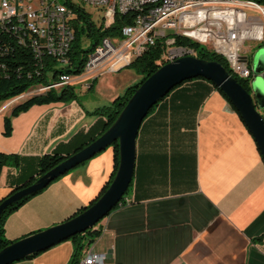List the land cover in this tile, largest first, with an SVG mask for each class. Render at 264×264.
<instances>
[{"label": "crops", "instance_id": "crops-1", "mask_svg": "<svg viewBox=\"0 0 264 264\" xmlns=\"http://www.w3.org/2000/svg\"><path fill=\"white\" fill-rule=\"evenodd\" d=\"M98 107L33 105L11 117L9 136L3 118L10 114H0V152L22 160L18 175L13 166L2 168L0 200L36 176L43 154L75 151L82 137L74 135L104 120L92 114ZM113 166L110 146L68 171L5 219V237L64 222L98 196ZM125 199L94 227L97 235L86 234L82 256L89 248L105 255L104 264H264V161L209 80L178 85L142 121ZM72 253L65 240L11 264H68Z\"/></svg>", "mask_w": 264, "mask_h": 264}, {"label": "built area", "instance_id": "built-area-1", "mask_svg": "<svg viewBox=\"0 0 264 264\" xmlns=\"http://www.w3.org/2000/svg\"><path fill=\"white\" fill-rule=\"evenodd\" d=\"M218 4H225V11H218ZM84 5L101 11L98 27L102 30L113 24L117 13L132 14V22L123 25L118 35L102 37L97 53L86 58L79 75L48 82V74L55 67H71L69 53L76 31L75 9ZM169 34H182L227 56L240 77H251L252 81L255 74L245 55L244 43L264 41V4L254 0H77V3L74 0H0V79L20 72L27 78H44L0 101V114L32 96L61 90L57 89V82L73 85L128 66L129 61L141 56L158 40L164 46L157 61L160 66L187 56L186 47L169 41ZM19 49L31 58L23 71L8 63L16 61L12 56ZM124 201L129 202L125 196ZM104 260V254L87 248L79 264H104Z\"/></svg>", "mask_w": 264, "mask_h": 264}, {"label": "water", "instance_id": "water-1", "mask_svg": "<svg viewBox=\"0 0 264 264\" xmlns=\"http://www.w3.org/2000/svg\"><path fill=\"white\" fill-rule=\"evenodd\" d=\"M254 70L255 75L264 79V50L257 54ZM195 78L209 80L225 94L252 135L264 161V117L259 111L264 109V89L256 88L251 94L217 61L190 55L178 57L159 66L135 89L114 122L101 135L70 154L30 185L15 191L0 202L1 219L8 205L44 189L58 177L117 142L119 158L117 169L103 194L73 218L20 238L2 248L0 264H11L25 259L69 240L72 236L85 233L107 216L119 204L132 183L136 139L142 121L150 109L175 87Z\"/></svg>", "mask_w": 264, "mask_h": 264}, {"label": "trees", "instance_id": "trees-1", "mask_svg": "<svg viewBox=\"0 0 264 264\" xmlns=\"http://www.w3.org/2000/svg\"><path fill=\"white\" fill-rule=\"evenodd\" d=\"M254 1H257L259 3L264 4V0H254ZM75 12L77 14V18L75 21V29H76L75 38L73 40V43L71 45V50L69 53V57H70V61H71V67H66V72L68 74H71V75H79L82 72L86 58L89 57V55L96 49V47L98 46V42L102 37H104L106 35H109V36L118 35L120 28L123 25L130 24L132 22V17H133V15L130 13H127V14H118L117 13L115 15V20H114L113 24L109 28L102 30L100 27H98L94 24V22L91 19V15L89 13H87L84 10V8L78 7L75 9ZM82 36H84V38H86L89 41V47L87 50H84L81 48V37ZM174 43L178 46H185L186 48L193 49L196 52V57H198V58H203V59L210 60V61L214 60V61L219 62L222 66H224L230 72V74L238 81V83L244 89H246L248 92H251V90H252V88H251V77L241 78L237 74H235L233 71H231V69H229L227 61L225 60V58L222 55L214 53L213 51L209 50L205 46H203V45H201V44H199V43H197L191 39L183 37V36L175 35L174 36ZM163 48H164V46H163L162 41L158 40L154 46L147 49L141 56L133 59L132 61H129L128 66L133 68L137 72V74L140 75L139 81L136 82L135 84L127 87L126 90L123 92V94L117 96L108 105H103L101 107H98L92 112V114L103 115L104 120L102 122H96L95 124H93L85 134L78 133V134L74 135V137H79V136L82 137V142L77 148H75V151L81 149L86 144H88L91 141H93L94 139H96L99 135H101L114 122V120L118 116L119 112L124 107L125 103L129 99V97L133 94L135 89L148 76H150L154 71H156L158 69V67L160 66L157 63V61L161 57V54L163 52ZM12 57L14 59H16V61L9 60L8 63L10 64V66L12 65L11 66L12 68H14V67L19 68L20 67L19 70H21V71L26 69L28 62L31 59L29 53H27L26 51H23L22 49H19V51L15 52ZM263 77H264V74H263ZM55 78H56V73H55ZM96 79L97 78H94L90 81V84L88 87L90 90L93 89V86L96 82ZM41 80H44V78L43 77H36V76H32V78H27L24 75V72H20L19 74L10 76L9 78L0 79V101L5 100L11 96H14V95L24 91L32 83L39 82ZM217 90L228 101L225 94L219 88H217ZM71 101H78L77 95L75 92V87L73 85H66L65 87L61 88V90H59V91L51 90V91H48L44 94L32 96V97L28 98L27 100H25L24 102L14 106L9 113L10 115L4 116V118H3V122H4L3 134L5 136H9L11 133V130H12L11 121H10L11 117L18 115L21 112L27 111L33 105H43V104L57 103V102L69 103ZM228 103L236 111L234 106L229 101H228ZM157 104H155V106ZM155 106L150 109L148 114H150L154 110ZM236 113L240 117V115L237 111H236ZM261 114L264 117V109L262 110ZM112 146H113V152H114V166H113V170H112V173H111L109 180L104 184V186L101 189L98 196H96L94 199H92L87 206L81 208L74 215H72L70 218H68L66 220L73 218L74 216L78 215L83 210H85L87 207L92 205L103 194V192L109 186V184H110V182H111V180H112V178L116 172L118 160H119L117 142H115ZM75 151H73V152H75ZM72 153H70V154H72ZM70 154L64 155L58 151H53L51 153L43 154L41 157L38 158L37 163H36V176H30V178L26 182H24L22 185L16 186L13 190H11L9 192L8 195L3 197L0 200V202L3 199H5L6 197H8L10 194L14 193L15 191L33 183L38 177H40L45 172H47L48 170L53 168L55 165H57L58 163L63 161ZM21 162H22L21 157L17 154L0 152V174H1L2 168L4 166H13L17 170L16 175H18L20 172V169H18V168L20 167ZM83 163H81V164H83ZM60 177H58L57 179H59ZM57 179H55V180H57ZM42 190L37 191L35 194H31V195L24 196V197L20 198L16 202L8 205L6 207V209L3 211V214H2L1 219H0V250L2 248L6 247L7 245L16 241V240H13V241L8 240L5 237L4 227H3L5 219L11 213H13L18 208H20L32 196L38 194ZM121 202H123V198L119 202L118 205H120ZM40 231H42V230H40ZM34 233H36V232H33L31 234H34ZM87 233L92 234V235H97L99 232H98V230H94V228H93V229H89V230L85 231V233L72 236L69 239L73 244V253H72V256H71L68 264H79L80 259L82 257V249L91 240V239H88L87 242L84 241ZM31 234H29V235H31ZM40 252H42V251H40ZM40 252H38V253H40ZM38 253L30 255L27 258L33 257V256L37 255Z\"/></svg>", "mask_w": 264, "mask_h": 264}, {"label": "rangeland", "instance_id": "rangeland-1", "mask_svg": "<svg viewBox=\"0 0 264 264\" xmlns=\"http://www.w3.org/2000/svg\"><path fill=\"white\" fill-rule=\"evenodd\" d=\"M77 3V0H74ZM84 10L91 15V19L96 26H99L101 22V11L97 8L84 5ZM248 13H252V10L247 9ZM89 47V41L81 37V48L87 50ZM97 48L89 55H95L97 53ZM244 50L245 55L248 58L250 67L253 71V74H256L254 70V62L257 54L264 50V41H253L247 40L244 43ZM137 72L129 67L123 66L118 68L115 71H108L100 74L96 78H98V82L95 83L94 89L88 90L89 84L91 80H85L78 83L73 84L75 87V92L77 95L78 102L83 105V107L87 109H93L94 107H100L102 105H107L109 102H112L117 96L123 94L127 87L136 83L138 78ZM251 94L256 90V88H263L264 89V79L254 75L251 81ZM92 104V106H89ZM89 107V108H88ZM12 107L2 114H9ZM260 113L262 109L259 110Z\"/></svg>", "mask_w": 264, "mask_h": 264}, {"label": "bare ground", "instance_id": "bare-ground-1", "mask_svg": "<svg viewBox=\"0 0 264 264\" xmlns=\"http://www.w3.org/2000/svg\"><path fill=\"white\" fill-rule=\"evenodd\" d=\"M218 11H225V4H218ZM182 36V34H169V41L174 42V36ZM189 39V37H186ZM187 55H194L196 56V52L193 49L186 48ZM217 53V52H214ZM220 54V53H217ZM225 60L228 63L229 69L233 71L235 74H237L240 77V73L238 70H236L235 64H232V60H229L227 56H223ZM55 70V71H54ZM56 73V78H55ZM71 74H68L66 72V67H55L52 71L48 74V82H55L56 79H62L65 76H69ZM55 78V79H54ZM65 87V82H57V89H61Z\"/></svg>", "mask_w": 264, "mask_h": 264}]
</instances>
